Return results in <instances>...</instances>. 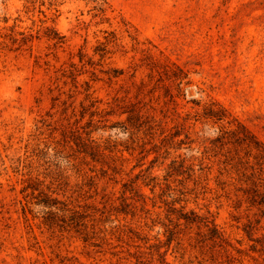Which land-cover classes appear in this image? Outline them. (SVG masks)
I'll return each mask as SVG.
<instances>
[{"label": "rangeland", "instance_id": "374dc122", "mask_svg": "<svg viewBox=\"0 0 264 264\" xmlns=\"http://www.w3.org/2000/svg\"><path fill=\"white\" fill-rule=\"evenodd\" d=\"M256 144L264 0H0V264H264Z\"/></svg>", "mask_w": 264, "mask_h": 264}, {"label": "trees", "instance_id": "16d2710c", "mask_svg": "<svg viewBox=\"0 0 264 264\" xmlns=\"http://www.w3.org/2000/svg\"><path fill=\"white\" fill-rule=\"evenodd\" d=\"M218 113H219L218 111L212 108L211 110H209V112L206 113V115H208V117L217 118L219 120L225 117L224 115L222 116L221 114H218ZM243 140H245V138H243ZM255 147L257 150L261 152L262 155H264V148L262 146H260L259 144H256Z\"/></svg>", "mask_w": 264, "mask_h": 264}]
</instances>
